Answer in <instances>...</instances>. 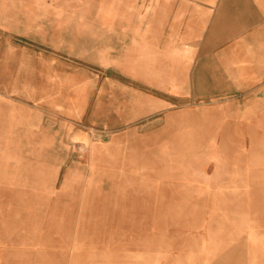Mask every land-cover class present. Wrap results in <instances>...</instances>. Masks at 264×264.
<instances>
[{
  "label": "crops",
  "instance_id": "crops-1",
  "mask_svg": "<svg viewBox=\"0 0 264 264\" xmlns=\"http://www.w3.org/2000/svg\"><path fill=\"white\" fill-rule=\"evenodd\" d=\"M23 98L46 122L33 137L88 141L93 167L117 146L208 144L202 130L240 129L247 113H264V0H0V145L8 99ZM171 160L174 173L154 165L145 175L146 194L197 190L195 166ZM245 178L238 191L211 186L238 194L222 224L230 227L216 230L222 249L207 254L223 264H264V187Z\"/></svg>",
  "mask_w": 264,
  "mask_h": 264
},
{
  "label": "rangeland",
  "instance_id": "rangeland-1",
  "mask_svg": "<svg viewBox=\"0 0 264 264\" xmlns=\"http://www.w3.org/2000/svg\"><path fill=\"white\" fill-rule=\"evenodd\" d=\"M17 38L22 76L29 80L30 38ZM7 111L0 264H223L207 254L222 249L216 230L230 227L222 224L238 194L211 186L223 181L225 191H238L245 175L246 184L264 187V113H247L240 129L224 123L202 130L205 145L117 146L97 156L93 167L90 142L59 145L33 137L32 126L46 122L29 99H8ZM90 140H100L96 131ZM159 154L163 160H152ZM174 158L195 166L203 178L197 190L146 194L145 175L154 165L174 173Z\"/></svg>",
  "mask_w": 264,
  "mask_h": 264
}]
</instances>
